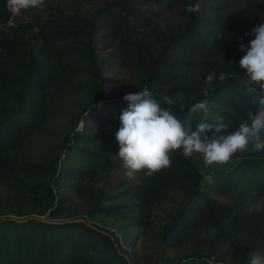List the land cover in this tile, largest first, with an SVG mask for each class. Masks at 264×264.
I'll return each mask as SVG.
<instances>
[{"label":"rangeland","instance_id":"374dc122","mask_svg":"<svg viewBox=\"0 0 264 264\" xmlns=\"http://www.w3.org/2000/svg\"><path fill=\"white\" fill-rule=\"evenodd\" d=\"M109 1L46 0L43 10L22 11L18 16L11 14L6 24H0V36L19 35L27 28L24 38H28L35 30V19L40 16L76 14L87 18ZM214 1L191 0V5L200 6L199 11L193 12L198 21L195 29L212 27L211 22L218 16L212 7ZM184 2L176 0L171 9L161 10L151 0H138L139 9L151 19V23L137 31L134 36L135 46L129 53L124 54L114 44L108 45V41H105L95 45L93 65L83 55L51 59L58 70L60 81L56 86L54 84L41 90V95L37 96L41 108L47 114L46 121L22 142L19 149L12 152L17 162L23 164V169H14L8 182L0 179V220L34 218L43 222L19 232L22 235L19 240V245H23L22 252L27 248L30 254L35 253V240L42 238L47 252L54 247L57 237L55 228H50L48 224L68 220H76L81 227L73 233L63 231L64 242L73 250L79 249L85 254L92 252L96 264H126L124 256L130 257L133 264H180L188 257L210 259L215 264H250L252 252H264V197L249 187L223 193L208 191L213 200L222 206H232L240 201L245 212H259L260 216L250 226L242 227L236 234L226 238L216 237L220 233L213 228L198 230L194 235H187L176 243L164 238L171 219L186 209L188 192L196 190L201 182L200 175L204 174L205 183H210L211 173L230 170L240 159L241 152L235 153L225 164L207 166L202 155L194 153L190 159L197 173L182 175L180 182L184 190L169 191L171 198L155 204L148 220L136 207V202L124 193L129 184L142 180L144 174L141 171L132 178L125 174L126 170L100 166L86 167V172L82 174L76 172L67 176L63 173V167L81 166L72 155L73 146L99 151L114 146L113 143L97 142L95 138L117 132L121 106L116 105L109 109L110 112L102 108L89 114L85 111L101 95L124 96L131 93L149 74L158 70L167 74L165 82L145 85L142 90L146 88L160 103H189L203 94V89L207 87L205 77L210 73L209 57L204 54L194 55L183 44L172 43L168 46L175 32L184 31L191 25ZM34 53L35 57L40 54ZM61 66H75L79 70L73 75H65ZM10 69L15 75L23 76L22 65H11ZM187 78V84L192 88L173 95V86ZM18 93L16 85L0 86V117L5 109L16 103ZM119 100L123 102V98ZM215 105L213 108L219 112L228 111L224 99L216 101ZM212 115L210 111L209 117ZM208 120L214 121L211 118ZM234 129L235 126L227 128L221 134L227 135ZM113 155L121 160L118 153ZM37 162H51L55 164L56 171H29L27 163ZM18 180L40 188L34 193L37 197L35 204L27 203L31 195L16 184ZM110 205L120 206L121 212L107 215L105 209ZM83 225L103 228L108 236H100ZM1 230L4 240L0 239V249L7 255L10 251L5 248L11 242L13 233L7 225H3ZM27 232L31 240L26 239ZM61 243L62 240L56 247L58 251L63 246ZM112 247H116L117 255L112 253L115 251ZM24 259L18 264H26ZM78 262H82V258ZM0 264L14 263L0 260Z\"/></svg>","mask_w":264,"mask_h":264},{"label":"trees","instance_id":"16d2710c","mask_svg":"<svg viewBox=\"0 0 264 264\" xmlns=\"http://www.w3.org/2000/svg\"><path fill=\"white\" fill-rule=\"evenodd\" d=\"M161 10H169L176 0H151ZM185 1V7L191 4V0ZM213 10L218 14L212 27L195 29L198 21L193 12H188L191 25L184 31H177L172 36L168 46L179 43L187 46L193 54H204L210 60V72L216 73L214 85L209 88V96L200 94L189 103H165L161 107L171 110L178 119L183 121L188 118V108L201 100L208 99L216 102L224 99L228 107L227 112H219L215 108L210 111L224 117L227 128H232L243 119L247 118L249 111L255 112L262 93L253 89L248 91V86L243 84L242 77L245 70L239 66V60L243 53L239 50L242 42L247 45L254 39L252 35H246L251 30L264 22V0H215ZM38 17L34 21L35 30L31 37L24 38L28 29L24 28L19 35L0 36V86L16 85L19 88L18 99L0 117V179L8 182L14 169H23V164L17 162V157L12 154L22 145V142L40 125L46 121V112L41 108V102L37 96L40 91L48 89L59 83L60 75L51 59L54 57L83 55L93 65L95 63L94 48L98 42L108 45L114 44L121 52L129 53L134 48V36L138 30L151 23V19L139 9L138 0H111L105 6L98 7L90 17L80 15H48L47 19ZM11 18L7 8V0H0V24H6ZM40 53L35 57V53ZM22 65L23 76L15 75L11 65ZM65 75H73L79 69L75 66H61ZM94 77V71L91 69ZM225 73L228 78L219 80L220 73ZM165 72L156 71L147 77L133 92L142 91V87L151 84H163L166 77ZM189 78L178 82L173 89V95L178 91L190 90ZM46 91L45 93H47ZM124 96L110 94L101 95L97 100L90 103L85 111L87 114L102 108L108 112L116 105L122 109L128 107L127 102L119 99ZM183 106V111L181 110ZM114 111V110H112ZM201 115L192 117L189 123L191 130H196V124ZM207 123L216 121L206 120ZM211 136V132L208 133ZM97 142L111 144L114 146L106 150H91L88 148L73 146L72 155L81 164L80 167H63L64 175L71 176L79 172H86V167H105L114 170H126L123 161L118 160L115 155L119 153L120 146L115 134L97 136ZM171 167L163 169L153 176H146L145 170H141L144 177L139 183L129 184L124 193L129 195L136 203V207L148 218L153 206L157 203L168 201L171 190H184L180 177L184 174H196L197 170L191 159H185L182 151L177 149L170 154ZM55 163V161H53ZM48 162L27 163L29 171L47 172L56 171L55 164ZM58 170V169H57ZM70 171V172H67ZM72 172V173H71ZM71 173V174H70ZM201 182L196 190H190L186 209L173 217L166 229L164 238L172 243L185 239L187 235H194L198 230L204 228L216 229L220 234L216 237L226 238L236 234L240 228L250 226L260 216L259 212H245L239 202L232 206H222L215 202L209 191L223 193L240 187H249L264 197V151L253 152L251 148L241 152L240 159L236 164L226 171L211 173L212 180L206 184L203 182L204 174L200 175ZM5 183V182H3ZM26 192L30 193L27 203L37 201L34 193L40 190L38 186H30L22 181L16 182ZM209 190V191H208ZM56 209V208H53ZM107 215L120 213V206L110 205L105 209ZM146 221V220H145ZM10 224V225H8ZM43 222L34 218L0 220V239H3L1 227L7 225L13 233L12 240L5 248H9L6 255L0 249V260L4 263L12 261L18 264L24 261L26 264H96L92 252L84 253L79 249L73 250L62 238V232L73 233L80 226L76 220L49 223L50 228H55L57 237L54 247L44 250V243L35 240L36 252L29 253L23 245H19L22 229H32L35 225ZM100 236H108L107 231L99 227L83 225ZM26 239L31 240L30 233H26ZM62 240L61 251L56 247ZM112 242V241H111ZM117 255L116 247H112ZM39 250V251H38ZM82 258V262H78ZM201 257H188L180 264H215L210 259Z\"/></svg>","mask_w":264,"mask_h":264},{"label":"clouds","instance_id":"9594fccd","mask_svg":"<svg viewBox=\"0 0 264 264\" xmlns=\"http://www.w3.org/2000/svg\"><path fill=\"white\" fill-rule=\"evenodd\" d=\"M46 0H7V8L13 16L22 11L43 10ZM199 4L187 5L186 11H199ZM42 19H47L43 16ZM246 35L254 36L247 45L240 38L239 50L243 53L239 66L245 70L243 84L248 91L259 90L262 95L255 112L249 111L247 118L239 121L235 129L227 134H221L228 127L224 117L215 114L209 117L210 109L215 102L208 99L192 104L187 112L188 118L181 121L169 109L161 104L148 90L125 94L123 100L128 107L121 110L120 126L115 133L120 146L118 157L123 161L126 175L132 178L137 172L145 170L146 176H153L159 171L171 167L170 154L182 149L185 159L194 153L202 155L205 165L225 164L237 152L251 148L253 152L264 151V22L254 27ZM215 72L205 77L207 87L203 89L204 97L209 96L216 80ZM228 76L221 72L222 82ZM183 111V106H181ZM201 115L196 124V130H191L189 123L192 117ZM211 118L216 123L205 122ZM211 132V136L208 133ZM126 264H133L128 256H124ZM250 264H264V252L255 250L251 253Z\"/></svg>","mask_w":264,"mask_h":264},{"label":"built area","instance_id":"2783aa9c","mask_svg":"<svg viewBox=\"0 0 264 264\" xmlns=\"http://www.w3.org/2000/svg\"><path fill=\"white\" fill-rule=\"evenodd\" d=\"M146 88H144V90H145ZM147 90V89H146ZM165 102V101H164ZM165 103H169V102H165ZM203 182L205 183V178L203 177Z\"/></svg>","mask_w":264,"mask_h":264}]
</instances>
